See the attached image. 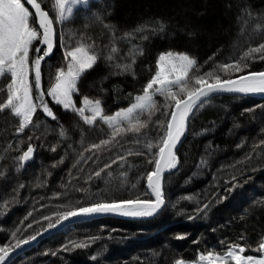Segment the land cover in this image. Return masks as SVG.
Returning a JSON list of instances; mask_svg holds the SVG:
<instances>
[{"label": "trees", "instance_id": "1", "mask_svg": "<svg viewBox=\"0 0 264 264\" xmlns=\"http://www.w3.org/2000/svg\"><path fill=\"white\" fill-rule=\"evenodd\" d=\"M67 24L62 40L41 61V90L56 119L38 109L18 133L19 118L9 109L0 111V247L10 250L19 240L54 226L69 207L150 200L146 181L154 162H148L152 157L144 145L163 135L157 121L167 120L164 98L155 97L160 111L150 121L147 114L141 117L148 123L140 134L124 133L87 151L111 132L99 119L85 124L74 108L63 109L47 96L63 51L83 42L99 54L94 67L79 78L73 105L84 107V98L98 99L108 115L142 94L156 60L170 51L197 59L200 74L211 71L221 79L264 71L258 55L244 61L248 67L242 73L216 67L264 42V0H89ZM108 55L113 59L107 60ZM129 64L127 71L117 67ZM10 79L8 74L0 77V102L7 98ZM29 145L34 160L22 167L18 158ZM112 160L117 163L106 168ZM163 198L165 207L152 220L75 224L10 264H177L209 252L223 254L233 244L259 255L264 239V99L218 96L202 103L188 123L176 169L164 178ZM81 242L86 246H73Z\"/></svg>", "mask_w": 264, "mask_h": 264}, {"label": "snow or ice", "instance_id": "2", "mask_svg": "<svg viewBox=\"0 0 264 264\" xmlns=\"http://www.w3.org/2000/svg\"><path fill=\"white\" fill-rule=\"evenodd\" d=\"M88 2L89 0H55L56 22L67 21L73 14V6L87 5ZM27 3L35 10L39 30L30 22V10L22 3V0H0V77L6 74L11 77L6 86L7 98L0 102V111L9 109L14 116L19 118L18 133L23 132L32 123L33 116L38 109H41L46 116L56 119L48 103L44 100L45 93L41 90V61L53 50V20L49 18L48 12L42 9L38 0H27ZM105 27L110 26L105 25ZM142 30L141 28L136 29V31ZM160 31H163L162 25ZM38 39L41 44L47 45V49L40 54L41 49L37 47L35 49L36 57L30 60L33 42ZM111 51L115 53L117 48L113 46ZM137 52L142 54L140 50ZM257 55L259 59L264 60V42L249 46L239 59L217 64L216 67L225 73L229 69L235 73H242L248 67L244 61L254 59ZM105 58L113 59L111 55ZM98 59L99 54L93 50V47L83 42L66 50L67 68L66 70L63 68L57 70L55 82L50 85L46 94L65 109L74 108L85 124L92 125L99 119L108 126L111 132L110 137L101 139L99 143L91 144L86 149L87 151L107 146L124 133L140 134L148 123L141 117L147 114L150 121L152 116L160 111L155 97H163L165 103L162 105L164 108L162 115L166 116L167 120L157 121L163 129V135L156 143L148 140L144 145L152 157L148 162L150 164L154 162V170L147 173V186L155 199L100 201L88 206L69 207V210L60 214V220L107 213L131 217L152 215L165 203L161 186L162 174L166 170L176 167L177 156L174 151L176 144L186 130L190 115L204 98L213 93H264V72H249L236 79H221L219 76H214L211 71L200 74L201 66L197 59L184 53L170 51L158 57L155 62L154 74L146 82L142 94L136 95L130 106L108 115L104 113L100 100L92 101L84 98L85 106L75 108L72 95L78 91V80L85 71L94 67ZM132 62L135 63L134 56ZM117 67L127 71L131 65H117ZM33 72L34 85L30 80V73ZM85 112H90L91 115H85ZM63 134L62 131L61 135ZM137 142L139 143V141ZM153 148L157 149L155 153L152 151ZM33 151V146L29 145L18 158L21 166L32 157ZM119 159L123 160L124 157ZM116 163L117 160H112L105 167L110 168L112 164ZM103 171L104 169H101L95 174L99 176ZM49 227H52V224H49ZM14 235L15 233H13ZM34 238L30 237V239ZM177 238L183 239L182 236ZM24 243H27V240H19L16 246ZM73 246L82 248L86 245L81 242L74 243ZM258 250L264 252V240L259 243ZM9 251L10 249L7 247H0V264H3ZM245 251L244 246L233 244L229 245L223 254L209 252L207 255H201L199 259L206 264H264V256L260 258L245 256L243 255ZM177 264H182V262L178 261Z\"/></svg>", "mask_w": 264, "mask_h": 264}, {"label": "water", "instance_id": "3", "mask_svg": "<svg viewBox=\"0 0 264 264\" xmlns=\"http://www.w3.org/2000/svg\"><path fill=\"white\" fill-rule=\"evenodd\" d=\"M23 2L29 8V10L31 11V14L33 15V18L35 19L36 25H37V27L39 29V24H38L37 19L35 17V10L32 9L31 5H29L27 3V0H23ZM40 31H42V30H40ZM52 39H53V42H54V40H55L54 23H53V37H52ZM262 72H264V71H262ZM244 75H246V74H244ZM236 78H238V77H236ZM236 78H233V79H236ZM218 96H236V97H249V98H256V99H264V93H249V94H241V93H213L209 97L204 98V100L201 102V104L204 103L205 101H208L211 98L218 97ZM200 105H198L197 108ZM196 109H194V111ZM194 111L192 112V114L190 115V117H189V119L187 121L186 130H185L184 134L181 136L180 140L176 144V147L174 149L176 156H177V152H178L179 148L181 147V145L183 144V142H184V140L186 138L187 131H188V123H189ZM34 156H35V149L33 151L32 157L28 161L24 162L22 167H25L28 164L32 163L33 160H34ZM176 167H177V165H176ZM176 167L174 169L166 170L162 174V177H161L162 191H163V182H164L165 176L168 175L169 173H171L172 171H174L176 169ZM146 188H147L150 200H154L155 198L152 196L151 190L147 186V181H146ZM164 207H165V203L155 213H153L152 215H147V216L131 217V216H124V215H120V214L107 213V214H91V215H85V216H77V217L69 218L67 220H60L54 226H52L51 228H48V229L42 231L41 233L37 234L36 236H34L35 237L34 239H29V240H27V243L20 244L18 247L16 246L15 248L11 249L9 251L8 256L5 258V261L3 262V264H10L18 256L22 255L26 251H28V250L32 249L33 247H35L36 245H38L46 237H48V236H50L52 234L58 233V232L66 229V228H68L70 226L75 225V224L91 222V221H96V220L106 219V218H113V219H120V220H127V221L152 220V219L156 218L163 211Z\"/></svg>", "mask_w": 264, "mask_h": 264}, {"label": "rangeland", "instance_id": "4", "mask_svg": "<svg viewBox=\"0 0 264 264\" xmlns=\"http://www.w3.org/2000/svg\"><path fill=\"white\" fill-rule=\"evenodd\" d=\"M39 2V1H38ZM41 2H43V3H45V5H46V7H47V9H48V12H49V17L53 20V23H54V30H55V40H54V42H53V44H55L57 41H61L62 40V38L64 37V34H65V30H66V28H67V26H68V21L70 20V18L67 20V21H65V22H63V23H57L56 22V20H55V18H56V9H55V0H42ZM22 3H24L23 2V0H22ZM40 3V2H39ZM26 6V5H25ZM83 6H86V5H83V4H78V5H75V6H73V13L75 12V10H77L79 7H83ZM27 7V6H26ZM28 8V7H27ZM43 8V7H42ZM43 10H45V9H43ZM46 11V10H45ZM30 14H31V11H30ZM73 15V14H72ZM71 15V16H72ZM33 15L31 14V16H30V22L32 23V25L36 28V29H38V27H37V25H36V21H35V19L33 18ZM39 30V29H38ZM38 45H41V43H40V41H39V39L38 40H36V41H34L33 42V46H32V49L30 50V52H32L34 49H36L37 47H38ZM46 49H47V45H46ZM45 48H44V50H46ZM42 50H41V53L40 54H42ZM63 53V59H61V60H59V69H61V68H63L64 70H66V68H67V61L65 60V52L63 51L62 52ZM36 57V55H33V57H31L30 58V60L31 59H34ZM56 75V74H55ZM241 76V75H240ZM55 77V76H54ZM237 77H239V76H237ZM11 78V77H10ZM234 78H236V77H234ZM233 79V78H232ZM30 80L33 82V80H34V72L33 73H30ZM54 82H55V79H54ZM53 82V83H54ZM34 84V83H33ZM73 96V95H72ZM51 100H52V98L50 97V96H48ZM53 101V100H52ZM72 101H73V98H72ZM54 102V101H53ZM63 109H65L62 105H60ZM71 109H72V107H70ZM69 109V108H68ZM27 150V149H26ZM25 150V151H26ZM60 221V220H59ZM264 240V239H263ZM243 255H245V256H253L254 258H260V257H262V256H264V252H261L260 251V254L259 255H257V256H254V255H250V254H248V253H243ZM200 256L196 259V261H193V262H182V264H206V262H202V261H200Z\"/></svg>", "mask_w": 264, "mask_h": 264}]
</instances>
